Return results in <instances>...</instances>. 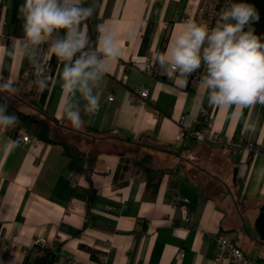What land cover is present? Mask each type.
Segmentation results:
<instances>
[{
    "label": "crops",
    "instance_id": "obj_1",
    "mask_svg": "<svg viewBox=\"0 0 264 264\" xmlns=\"http://www.w3.org/2000/svg\"><path fill=\"white\" fill-rule=\"evenodd\" d=\"M217 1L83 0L85 7L95 8L85 22L91 40H96V26L105 24L117 33L122 56L96 90L99 110L82 114L83 128L72 129L60 118L61 63L41 109L57 122L54 138L94 154L96 160L91 170L73 172L63 145L35 137L32 126L18 121L0 134V264H35L44 254L48 264H231L216 260L217 234L248 257L264 261V242L254 225L264 204V151L252 155L239 181L235 169L246 150L234 151L208 138L180 137L182 129L196 127L206 110L214 131L264 150V106L243 110L244 118L257 122L256 131L249 133L243 130V118H229L231 109L208 105L200 79L188 77L185 84L170 79L155 63L153 72L141 68L143 57L154 60L162 42L163 51L167 49L185 20L210 26L228 4L224 1L216 10ZM23 3L0 0V45L13 43L7 24L14 11L20 15ZM23 64L19 59L0 63L1 80L18 90L9 109L16 116V109L34 110L21 96L36 88L21 77ZM135 89L147 91L146 104L129 99ZM18 129L31 135L30 143L16 141ZM142 155L151 157L152 166L167 168L155 190L133 163ZM36 237L50 243L42 256L35 254Z\"/></svg>",
    "mask_w": 264,
    "mask_h": 264
},
{
    "label": "clouds",
    "instance_id": "obj_2",
    "mask_svg": "<svg viewBox=\"0 0 264 264\" xmlns=\"http://www.w3.org/2000/svg\"><path fill=\"white\" fill-rule=\"evenodd\" d=\"M94 13L95 8L85 7L83 0H24L19 7L22 36L13 38L10 46L0 45V63L27 61L25 74L33 78L40 93L52 81L45 57L57 58L63 65L60 118L76 130L85 126L82 114L99 110L96 90L111 64L122 56L117 33L105 24L96 26V40H91L85 22ZM259 19L254 5L228 3L212 26L192 18L182 22L167 49L157 52L154 59L165 75L185 84L188 77L203 70L199 83L208 105L231 109L229 118H243V130L249 133L256 131L257 122L244 118L243 110L264 106V36L252 27ZM17 91L13 83L0 81V94L6 93L0 95V134L17 125L18 117L9 112Z\"/></svg>",
    "mask_w": 264,
    "mask_h": 264
},
{
    "label": "trees",
    "instance_id": "obj_3",
    "mask_svg": "<svg viewBox=\"0 0 264 264\" xmlns=\"http://www.w3.org/2000/svg\"><path fill=\"white\" fill-rule=\"evenodd\" d=\"M224 1H227L228 3L245 2L254 5L257 11L259 12L260 19L258 22L254 23L252 27L257 35L264 36V0H218L216 3V10H219L221 8ZM215 20L216 18H213L211 20L210 26L215 23ZM21 24L22 19H20L14 11L11 14L7 24V37L9 38L22 36ZM163 49L164 43L162 42L158 52H163ZM46 61L48 72H50V74H53L57 64L59 63L57 58L52 55ZM28 67L29 66L27 65V61H24L21 71L23 72ZM0 81H2L1 78ZM46 92L47 90L43 93H40L37 91L36 88L33 87L28 93H24L21 95L22 99L26 100V102L31 105L34 110L32 112H26L23 110L16 109L19 123H21V125L23 124L24 126H32L33 135L43 141L61 143L64 147L65 154L68 157L69 170L73 172H87L91 170L96 160V156L94 154L87 151L79 150L75 147L74 144L58 140L54 138L51 134L53 125L57 124V122L54 118L47 116L41 109V104L44 101ZM10 108H14V104L13 102H11V100L9 103V109ZM170 148L172 149V147ZM125 161H127L126 158ZM133 163L137 165V170L143 172L146 175L147 187H150L155 190L162 173L167 168H157L152 166L151 157L149 155H142L137 159H133ZM241 178L243 177H238L235 169V179L241 181ZM254 225L260 239L264 242V204L260 207L255 217ZM49 261V255L44 254V256L36 259L35 264H48Z\"/></svg>",
    "mask_w": 264,
    "mask_h": 264
},
{
    "label": "built area",
    "instance_id": "obj_4",
    "mask_svg": "<svg viewBox=\"0 0 264 264\" xmlns=\"http://www.w3.org/2000/svg\"><path fill=\"white\" fill-rule=\"evenodd\" d=\"M147 58V59H144ZM142 70L146 72H153L154 70V60L148 56L143 57ZM150 68V70H149ZM28 68H26L22 74V78L30 79L33 81V78L30 75H26L25 72ZM50 74V72H49ZM52 77V74H50ZM202 75L201 72L194 73L190 80L200 79ZM147 91L145 89H135L130 92L129 99L132 102H135L139 105L146 104ZM109 100L112 99V94H109L107 97ZM185 135H189L194 138L196 141H203L208 138L214 143L224 144L226 147L234 151L238 150H246L247 155L243 158L237 165L236 174L238 177H245L248 167H249V159L255 153H259L264 151L260 148V146L254 144L253 142H244V143H235L231 138L221 135L218 132L213 130L212 121L210 119V114L206 112V110H202L201 117L196 120V127L194 129H182L180 132V137ZM16 141L25 145L31 142V135L22 130L18 129L15 135ZM214 244L217 248L216 260L218 262L222 260H227L231 264H264V261L258 262L255 259L248 257L244 254L240 247H238L233 241L227 238L224 234H217L213 237ZM33 245L37 246L36 255L42 256L44 252L50 247V243L42 238L36 237L33 239ZM184 255L182 250H179L177 253V257L181 258ZM68 264H74V262H68Z\"/></svg>",
    "mask_w": 264,
    "mask_h": 264
}]
</instances>
